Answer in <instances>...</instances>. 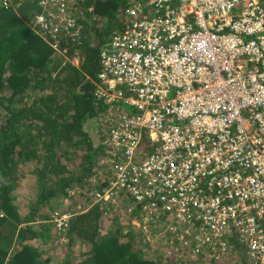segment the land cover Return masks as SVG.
Returning a JSON list of instances; mask_svg holds the SVG:
<instances>
[{"label":"built area","instance_id":"built-area-1","mask_svg":"<svg viewBox=\"0 0 264 264\" xmlns=\"http://www.w3.org/2000/svg\"><path fill=\"white\" fill-rule=\"evenodd\" d=\"M65 3L35 17L54 48ZM122 27L99 54L108 169L90 196L140 205L173 252L264 264V0H136Z\"/></svg>","mask_w":264,"mask_h":264},{"label":"trees","instance_id":"trees-1","mask_svg":"<svg viewBox=\"0 0 264 264\" xmlns=\"http://www.w3.org/2000/svg\"><path fill=\"white\" fill-rule=\"evenodd\" d=\"M42 1L7 0V6L0 0V264H194L186 260L190 251L174 252L165 263L145 256L143 235L129 229L126 217L102 228L99 205L73 212L66 230L50 231L56 230L55 213L69 214L81 197L89 200L92 177L107 172L106 133L94 129L108 107L95 94L102 70L98 54L121 27L118 12L132 0H66L78 29L73 36L56 34L61 55L52 34L35 29ZM30 178L35 190L28 207H21L17 193ZM63 238L65 255H46ZM75 244L84 245L79 259L73 258Z\"/></svg>","mask_w":264,"mask_h":264},{"label":"rangeland","instance_id":"rangeland-1","mask_svg":"<svg viewBox=\"0 0 264 264\" xmlns=\"http://www.w3.org/2000/svg\"><path fill=\"white\" fill-rule=\"evenodd\" d=\"M134 0L131 1V3ZM126 4H129V1H127ZM239 8H236L235 11H238ZM105 50L106 52L110 53L111 52V47L110 44H107L105 46ZM57 55H59V52H57ZM114 106H118L117 104H114ZM122 107H124V104H122ZM102 115H105V111ZM98 129V130H102L105 131L106 126L104 125V123H100L97 124L95 122L94 124V129ZM96 141V140H95ZM30 179H26L22 182V187L19 189L20 192L17 193L18 197L16 200V203L20 204L21 207H28L29 201L32 199L31 196L34 193V187H32V185L29 184V180ZM70 202L68 200H66L65 202H63V204H69ZM75 206L69 208V212L73 213V212H78L80 210H84V209H88L90 207L91 204H93V202H91V200H85L83 199V197L80 198V200L74 202ZM80 206V207H79ZM114 210L111 209L110 212H113ZM122 215L121 212H119L117 214V216ZM136 219H133V224L138 227V223L135 221ZM39 226V223L35 224L34 226ZM111 226V224L108 222V220L103 221L102 224V228L103 229H108ZM122 230L126 231V229H124L123 227H121ZM37 229V228H36ZM53 228H51L50 231H57V230H52ZM130 229V227H129ZM131 230V229H130ZM57 233V232H56ZM52 235V232L50 233ZM140 234L143 235L142 238H140L139 240V245H141V247L144 249V255H148L150 254V257H158V260H160L162 263H165L167 257L170 258L172 255H174V252L172 251V249L170 248V246L173 244L172 239H171V234L170 233H165L164 231H161L158 228H154L152 226L150 227H142L140 230ZM53 236V235H52ZM62 237V234L60 235ZM56 238V237H55ZM170 239V241H169ZM57 241V244L51 245L52 247L47 249L49 250V252L46 255H49L51 257H54V260L60 259L63 255V253L66 252V249L68 250L67 247V243L66 241H64L63 239H60V241H58L57 239H55ZM41 239H34L33 242L35 245H39L40 244ZM52 241V240H50ZM58 245V246H57ZM76 245V246H75ZM73 246V258L74 259H79L82 256H84L83 254V250H84V245L83 244H75ZM152 252V253H151ZM154 252V253H153ZM81 256V257H80ZM176 259L178 260H184L183 255L180 256L178 255V257H176ZM186 260H189V258H186ZM190 262H192V260H189ZM231 261V259H230ZM229 260H227L228 264H233L232 262H230ZM194 264H199V263H194ZM202 264V263H200Z\"/></svg>","mask_w":264,"mask_h":264},{"label":"clouds","instance_id":"clouds-1","mask_svg":"<svg viewBox=\"0 0 264 264\" xmlns=\"http://www.w3.org/2000/svg\"><path fill=\"white\" fill-rule=\"evenodd\" d=\"M128 6H130V5H127L126 7H128ZM126 7H123L122 11H119L118 12V22L121 24V27L119 29H115V30L112 31V36L110 37V41L108 42L109 44H111V40H112V37L113 36H115L118 33H121L123 31L122 21H123V16H124V9ZM80 27H81V25H80ZM67 29H66L67 31L66 30H62V32H64L63 37H66L69 34H71L73 36L76 33L77 29H78V27H77V21L76 20H73L72 21V24ZM70 29H72L73 32ZM62 32L59 33L58 36H60L62 34ZM59 43H60V39L58 41V45H59ZM105 46L100 49L99 54H100L101 51H104L105 50ZM57 47L56 48L53 47L56 50V55H57V52H59V55H61V52L57 50ZM62 56H64V55L62 54ZM92 190H93V188H92ZM89 199L91 200V202H93L94 205H99V207L101 208V215H102V217L105 220H108V222H109V220L110 219H113V218L119 220V219H123L124 217H126L127 219L130 220V226L129 227L133 231L140 232L142 226L144 225L145 219H146V221H147V223H148L149 226H152L153 222L156 221V218L155 217H153L151 215H148V213L146 211H143L142 209H140L139 207H137L138 205L135 204L130 199L121 198V199H118L115 202H110L106 206L104 204H102L101 202H95L90 195H89ZM93 204H91V205H93ZM111 209L114 210L113 211L114 213L110 212ZM119 212H121L122 215L117 216V214ZM69 214L71 215L72 213H69ZM157 216L159 218H161L162 220L165 218V214L164 213H158ZM133 219H136L135 221L138 223V227H136L133 224V221H132ZM151 220H152V222L150 223ZM115 222H117V221H115ZM185 252H187V251H180V253H185ZM191 256L192 257H190L189 260H194V263H199V264L201 263L199 261L202 260V259H197L196 257H194L192 255V253H191ZM230 259H231V261H230ZM227 260H229L233 264L235 263L234 256L233 255L229 256V258L226 259V260H224V262L222 261V263L223 264L224 263L225 264H228Z\"/></svg>","mask_w":264,"mask_h":264}]
</instances>
